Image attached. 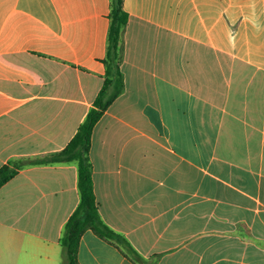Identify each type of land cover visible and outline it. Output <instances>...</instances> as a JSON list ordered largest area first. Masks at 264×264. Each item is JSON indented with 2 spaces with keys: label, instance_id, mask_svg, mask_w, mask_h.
<instances>
[{
  "label": "crops",
  "instance_id": "0c3cea01",
  "mask_svg": "<svg viewBox=\"0 0 264 264\" xmlns=\"http://www.w3.org/2000/svg\"><path fill=\"white\" fill-rule=\"evenodd\" d=\"M123 92L94 126L79 264H264V0H124ZM110 0H0V264H62ZM40 159L47 161L39 162Z\"/></svg>",
  "mask_w": 264,
  "mask_h": 264
},
{
  "label": "trees",
  "instance_id": "16d2710c",
  "mask_svg": "<svg viewBox=\"0 0 264 264\" xmlns=\"http://www.w3.org/2000/svg\"><path fill=\"white\" fill-rule=\"evenodd\" d=\"M108 16L110 25L107 35V50L102 58L105 65L102 87L68 144L47 159L50 161L74 160L78 167L79 203L64 224L59 239L64 249L66 264H79L77 260L79 239L87 229L93 230L106 240L122 245L125 254L131 259L137 262L143 261L141 255L132 245L105 223L99 212L93 187L92 165L89 157L92 132L104 111L124 89V76L121 69V39L129 18V13L124 8V0H110ZM47 160L40 159L39 162ZM17 167L16 165L11 166L10 163L0 167V186L17 173Z\"/></svg>",
  "mask_w": 264,
  "mask_h": 264
},
{
  "label": "rangeland",
  "instance_id": "374dc122",
  "mask_svg": "<svg viewBox=\"0 0 264 264\" xmlns=\"http://www.w3.org/2000/svg\"><path fill=\"white\" fill-rule=\"evenodd\" d=\"M62 264H66V263L64 262V260L62 261Z\"/></svg>",
  "mask_w": 264,
  "mask_h": 264
}]
</instances>
